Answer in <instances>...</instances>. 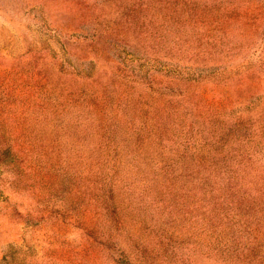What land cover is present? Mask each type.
I'll list each match as a JSON object with an SVG mask.
<instances>
[{
    "label": "rangeland",
    "instance_id": "374dc122",
    "mask_svg": "<svg viewBox=\"0 0 264 264\" xmlns=\"http://www.w3.org/2000/svg\"><path fill=\"white\" fill-rule=\"evenodd\" d=\"M0 264H264V0H0Z\"/></svg>",
    "mask_w": 264,
    "mask_h": 264
}]
</instances>
